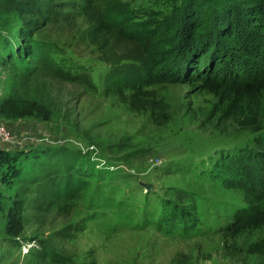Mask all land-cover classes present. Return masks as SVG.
<instances>
[{
  "label": "rangeland",
  "instance_id": "obj_1",
  "mask_svg": "<svg viewBox=\"0 0 264 264\" xmlns=\"http://www.w3.org/2000/svg\"><path fill=\"white\" fill-rule=\"evenodd\" d=\"M90 2L111 16L123 13L126 33L149 34L163 31L181 0H59L65 21L31 40L45 43L74 82L39 77L30 86L20 76L28 61L0 59V122L12 132L0 142V150L12 151L0 156V264H255L228 230L248 207L244 193L218 164L240 159L255 135L222 121L214 96L186 85L142 83L132 97L120 76L129 63L97 60L82 15ZM31 20L0 6V34L31 29ZM57 154L72 168L62 179L86 183L58 201L25 174ZM13 200L20 203L13 207ZM23 217L20 232H8ZM25 242L36 250L23 255Z\"/></svg>",
  "mask_w": 264,
  "mask_h": 264
},
{
  "label": "trees",
  "instance_id": "obj_2",
  "mask_svg": "<svg viewBox=\"0 0 264 264\" xmlns=\"http://www.w3.org/2000/svg\"><path fill=\"white\" fill-rule=\"evenodd\" d=\"M4 4L33 20L29 21L31 29H18L14 36L0 34L3 63L28 61L20 76L30 86L39 77L74 82L77 76L64 73L65 67L48 54L45 43L31 40L37 32L65 21L59 0H0V6ZM107 13L90 2L82 15L92 32L89 40L100 52L97 60L115 68L122 62L129 63L120 76L132 97L143 91L142 83L186 85L193 92L212 94L222 121H237L255 135L252 146L241 150L240 159L223 158L227 162L218 164L230 174L228 180L244 193L248 204L233 216L228 227L230 236L243 242L248 255L258 259L255 264H264V0H181L170 11L171 18L163 20V31L149 34L126 33L127 17ZM158 34L163 40L156 39ZM86 80L94 84L89 77ZM39 92L47 98L45 90ZM11 152L0 150V156ZM54 157L41 159L38 167L31 168L33 172L25 171L26 177L32 176L26 182H38L42 196L56 201L73 198L86 183L72 181V177L62 179V174H70L72 168L65 167L62 154ZM22 162L21 166L28 165ZM13 202V207L20 203ZM24 218L9 222L13 227L8 232L18 228L20 232ZM38 243L40 252L47 253L43 242ZM57 258L63 261L65 257Z\"/></svg>",
  "mask_w": 264,
  "mask_h": 264
},
{
  "label": "built area",
  "instance_id": "obj_3",
  "mask_svg": "<svg viewBox=\"0 0 264 264\" xmlns=\"http://www.w3.org/2000/svg\"><path fill=\"white\" fill-rule=\"evenodd\" d=\"M11 136H12V132H11V129L9 128V125L6 123L0 122V142L2 143L9 142L11 139ZM29 248H30L29 244H23V248H21L23 255L27 254Z\"/></svg>",
  "mask_w": 264,
  "mask_h": 264
}]
</instances>
